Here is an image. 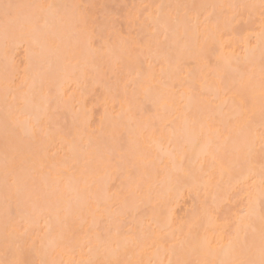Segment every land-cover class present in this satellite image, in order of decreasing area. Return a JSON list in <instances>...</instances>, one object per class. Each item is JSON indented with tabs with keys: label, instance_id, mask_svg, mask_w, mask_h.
<instances>
[{
	"label": "snow or ice",
	"instance_id": "1",
	"mask_svg": "<svg viewBox=\"0 0 264 264\" xmlns=\"http://www.w3.org/2000/svg\"><path fill=\"white\" fill-rule=\"evenodd\" d=\"M0 45V264H264V0H0Z\"/></svg>",
	"mask_w": 264,
	"mask_h": 264
},
{
	"label": "bare ground",
	"instance_id": "2",
	"mask_svg": "<svg viewBox=\"0 0 264 264\" xmlns=\"http://www.w3.org/2000/svg\"><path fill=\"white\" fill-rule=\"evenodd\" d=\"M140 1L142 0H139V4L141 3ZM154 1L155 0H150V1L144 0L142 3L144 2L154 3ZM155 2H161V0H156ZM163 2L165 3H188V4H220V3H240V2L258 3L259 0H163ZM99 3H101V1ZM135 4H138V3L136 2ZM2 59H3V49H2V45H0V61H2ZM1 65L2 64H0V67H1L0 69H2ZM70 83H71V90L69 92V95H72L74 93V98L73 99H69L68 97L64 98L67 101L68 110L64 113V118H62L61 123L63 124L66 119L67 123L70 125L74 117L79 118V120H84L86 118L88 119L94 118L93 116L95 115V113L92 108L94 103L92 102L96 100V97L90 95L92 97L91 99V97L88 95V94H92L91 86L85 89L83 85H77L74 81H71ZM55 87L58 90H63L64 88H67L68 85L64 84L62 80H57ZM82 92L84 93L83 96L81 95ZM88 101H91V102L89 103ZM99 110H100L99 114H96L95 115L96 118H94L97 124L100 122L101 117L103 116V113H104L103 107H100ZM191 203L192 201L191 199H189L188 193L185 192L182 197L178 198V202L173 204L172 211L177 217L183 216L185 210L188 207H190Z\"/></svg>",
	"mask_w": 264,
	"mask_h": 264
},
{
	"label": "rangeland",
	"instance_id": "3",
	"mask_svg": "<svg viewBox=\"0 0 264 264\" xmlns=\"http://www.w3.org/2000/svg\"><path fill=\"white\" fill-rule=\"evenodd\" d=\"M99 2L101 1V3H110V4H112V3H120V4H129V5H131V4H135L136 2L139 4V0L137 1V0H98ZM97 0L95 1V0H93V1H91V0H89V1H87V2H98ZM136 1V2H135ZM144 0H142V1H140L141 3L143 2ZM150 1V0H149ZM156 1V0H155ZM154 1V2H155ZM98 2V3H99ZM148 2V1H147ZM145 3V2H144ZM152 3V2H151ZM2 66V65H1ZM1 68V67H0ZM71 90V89H70ZM89 96L91 95V96H93L92 94H88ZM90 96V97H91ZM95 97V96H94ZM88 99H89V97H88ZM91 99H92V97H91ZM90 99V100H91ZM94 99V98H93ZM89 103L91 102V101H88ZM92 103H94V102H92ZM91 103V104H92ZM88 104V103H87ZM93 108V107H92ZM100 108V107H99ZM99 108H98V110H94V108H93V110H94V113H95V115L96 114H99V112H100V110H99ZM92 110V111H93ZM94 115V114H93ZM93 116L94 118H96V116ZM93 119V118H92Z\"/></svg>",
	"mask_w": 264,
	"mask_h": 264
}]
</instances>
